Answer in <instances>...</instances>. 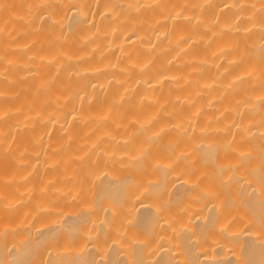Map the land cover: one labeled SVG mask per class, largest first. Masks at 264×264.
<instances>
[{
  "label": "bare ground",
  "instance_id": "1",
  "mask_svg": "<svg viewBox=\"0 0 264 264\" xmlns=\"http://www.w3.org/2000/svg\"><path fill=\"white\" fill-rule=\"evenodd\" d=\"M0 264H264V0H0Z\"/></svg>",
  "mask_w": 264,
  "mask_h": 264
}]
</instances>
